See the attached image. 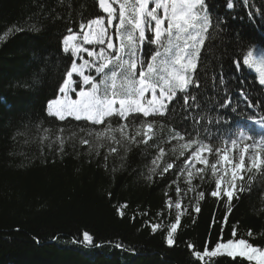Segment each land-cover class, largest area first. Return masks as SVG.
I'll return each mask as SVG.
<instances>
[{"label":"trees","instance_id":"1","mask_svg":"<svg viewBox=\"0 0 264 264\" xmlns=\"http://www.w3.org/2000/svg\"><path fill=\"white\" fill-rule=\"evenodd\" d=\"M230 1L206 0L213 27L193 74L199 87L177 92L164 116L111 120L113 128L127 124L129 137L142 122H152L153 138L147 144L106 139L97 147L88 132L105 125L59 121L47 116L46 104L59 95L73 59L62 51L63 38L81 37V23L106 17L99 0H0V264H255L226 256L200 261L192 252H203L206 244L211 250L222 230L226 241L234 228L236 239L264 249V176L243 172L239 183L255 174L251 191L233 199L230 214L226 197L210 195L215 179L206 171L191 185L182 177L197 144L183 149L184 155L180 145L191 140L209 143L213 155L231 138L239 146L264 147V130L245 122H264V85L242 63L249 50L264 48V0H235L228 9ZM155 51L150 44L141 48L145 64ZM240 133L251 139L240 142ZM112 147L117 151L110 152ZM168 163L173 167L165 172ZM177 188L183 211L174 245L168 246L177 214L169 201ZM153 225L160 227L153 232ZM84 232L93 237L92 245L83 241Z\"/></svg>","mask_w":264,"mask_h":264},{"label":"snow or ice","instance_id":"2","mask_svg":"<svg viewBox=\"0 0 264 264\" xmlns=\"http://www.w3.org/2000/svg\"><path fill=\"white\" fill-rule=\"evenodd\" d=\"M117 2L118 16L117 8L113 6ZM150 2L154 4L151 8ZM242 3L248 5L249 0H242ZM233 7L232 2L227 3L228 9ZM99 8L107 14L108 28L112 27L113 22L118 18L115 35L119 39V47L114 46L112 35L105 27L103 17L91 19L87 25L80 24L82 43L78 41L76 34L66 35L62 40V51L65 54L70 53L73 59L70 69L66 71V78L58 88L59 95L46 104V114L62 122L71 118L94 126L105 125L99 131L88 132V135L95 137L98 142L97 147H102L103 144L100 142L106 139L118 144L123 140L147 144L153 138L154 124L152 122H142L136 129L135 135L129 137L125 131L127 124L113 128L111 120L113 117H118L120 120L127 121L132 114H142L145 118L153 115L164 116L168 111L169 103L177 96V92L187 93L192 85L199 87L193 74L197 71L201 48L205 40L210 38L209 29L213 27L208 4L206 0H112L111 3L109 0H99ZM260 14L264 15V10H261ZM85 28L88 30L85 31ZM216 29H219V25H216ZM68 32L72 33V29H68ZM147 32H150L151 36L146 35ZM105 44L108 50H112L111 52L101 47L97 53L83 46ZM145 44L156 46L155 54L151 55L150 62L146 64L140 54ZM84 52L88 57L93 58V63L88 60H85L83 64L76 62L77 57L83 59L81 53ZM253 56V51L249 50L242 63L249 68L255 67L259 73V84L264 85V52L258 59H253ZM240 66L238 62L236 67ZM90 68H94L95 75L85 74V70ZM74 74L80 78L79 81L74 79ZM96 77L101 78L97 81ZM73 93L75 99L72 98ZM148 93H151L150 97ZM189 99V95H184L185 104H188ZM192 99L195 98L192 97ZM221 107H224V104H221ZM116 132L120 133V140L117 139ZM137 136H142L143 139L137 142L135 139ZM44 138L47 139V136ZM176 138L184 139L179 135ZM59 139L60 151L63 152L65 140L63 136ZM246 139L251 137L245 133L239 134L240 142ZM81 142L89 144L88 140ZM224 143L227 145L229 140L225 139ZM230 143L235 148L238 141L236 138H231ZM192 144H197V148L191 153L186 163L192 167H195V164L208 165L209 161L203 153L205 151L211 153L213 149L207 142L197 143L191 140L184 143L180 145V155H184L182 150L190 148ZM249 147L253 149L252 152H249ZM116 151L115 147L110 148V152ZM96 154L99 155V152L97 151ZM216 155L219 159L211 164L212 175H217V165H222L223 171L215 180V190L211 191L210 195L217 199H220L222 195L226 197L230 214L233 199L238 200L241 193L251 191L252 180L255 178L253 173L246 184L239 183L244 180L242 173L245 171L252 173L256 170L264 176V147L257 144L246 145L240 149L238 159L228 155L226 149H217ZM106 159L107 156H105ZM193 161L195 164L192 163ZM153 163L156 162L153 161ZM172 167L173 164L168 163L164 171ZM188 176V183L191 185L193 173L189 172ZM179 192L180 189L177 188V193ZM199 198H204L203 192L199 193ZM174 207L177 214L175 222L171 223L167 231L168 246L174 245V234L181 223L183 211L179 201ZM200 210L197 204L195 212L199 213ZM120 215L123 216L122 211ZM224 221L227 222V215ZM158 227L160 226L153 225L152 231L155 232ZM236 235L234 228L232 238L225 241L222 230L220 238L211 250L206 244L203 252L195 250L192 255L200 261H203L205 257L226 256L233 261L239 257L247 261H255V264H264V249L253 246L245 239H236ZM251 235L249 231V236ZM83 241L92 245L93 237L84 232ZM117 247L121 246L117 245ZM189 248L192 246L189 245Z\"/></svg>","mask_w":264,"mask_h":264},{"label":"rangeland","instance_id":"3","mask_svg":"<svg viewBox=\"0 0 264 264\" xmlns=\"http://www.w3.org/2000/svg\"><path fill=\"white\" fill-rule=\"evenodd\" d=\"M234 1L235 0H231L230 2H232L233 4H234ZM109 2L111 3L112 2V0H109ZM113 5H115V6H117V12H118V7H119V4H118V2L117 3H115V4H113ZM154 6V4H152L151 2H150V4H149V7L151 8V7H153ZM162 14V13H161ZM90 22V21H89ZM88 22V23H89ZM107 23V22H106ZM106 23H105V27H106ZM88 29L86 28V30L85 31H87ZM147 33H150V32H147ZM117 40H118V38H117ZM114 46H116V47H119V43L118 42H116V43H114ZM99 47H101L100 45H99ZM251 51H253V53H254V56H253V59H258L259 58V56L261 55V53L262 52H264V48H261V47H254V48H252L251 49ZM247 55V54H246ZM82 56V55H81ZM83 57V56H82ZM84 58H86V56L84 55V57H83V59H80L79 58V60H77L76 62L78 63V64H83L84 63V61H85V59ZM247 67V66H246ZM249 70H251L252 72H254L255 73V75L257 76V79H258V81H259V73H258V71L256 70V68L255 67H253V68H249V67H247ZM91 69V68H90ZM90 69H86L85 70V74L87 73L86 71H90ZM92 70V69H91ZM93 71H95V70H93ZM148 96L150 97L151 96V93H148ZM247 123H252L253 125H256V126H258V127H262V128H264V126H263V122H261L260 120H245ZM242 147H244V146H239V145H237L235 148H233L232 147V145L231 144H227V145H225V147L223 148V149H221V150H224V149H226L227 150V153H228V155H230V156H232V157H234V158H237L238 159V153H239V151H240V149L242 148ZM253 151V149L251 148V147H249V152H252ZM203 155L205 156V157H207V159H208V161H209V163H208V165H203V164H195V162L193 161L192 163L193 164H195V167H192L191 165H189V164H185V168L183 169V175L184 176H182L183 177V180H184V182L185 183H187V184H189L188 183V180H189V176H188V173L189 172H192L193 173V176H192V181L193 180H195V178L197 177V175H199V173H201V172H204V171H206L210 176H212L215 180L222 174V171H223V166L222 165H217V169H218V171H217V175L216 176H213L212 175V170H211V163H210V160H212V159H215V162H216V160L217 159H219V156L218 155H213L212 154V152L211 153H209V152H207V151H205V153H203ZM246 165H247V154H246ZM188 161V160H187ZM214 162V163H215ZM201 169H203V171H200ZM243 174V173H242ZM225 179H227V178H225ZM224 187V185L222 184V188ZM182 193V192H181ZM182 195L184 196V193H182ZM177 201H179L180 203H181V205H182V197H181V194H180V192H179V194L177 193V191H176V194H175V199H173L172 200V202H171V206H170V208L172 209V211H174V212H176L177 213V210L175 209V207H174V205H175V203L177 202ZM252 262H255V261H252Z\"/></svg>","mask_w":264,"mask_h":264},{"label":"flooded vegetation","instance_id":"4","mask_svg":"<svg viewBox=\"0 0 264 264\" xmlns=\"http://www.w3.org/2000/svg\"><path fill=\"white\" fill-rule=\"evenodd\" d=\"M117 16H118V12H117ZM117 24H118V18H117V20H115V21L113 22V26L110 27V28H108L107 23H106V28L108 29L109 34L112 35L113 40H114V38H115V26H116Z\"/></svg>","mask_w":264,"mask_h":264}]
</instances>
